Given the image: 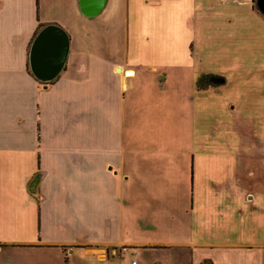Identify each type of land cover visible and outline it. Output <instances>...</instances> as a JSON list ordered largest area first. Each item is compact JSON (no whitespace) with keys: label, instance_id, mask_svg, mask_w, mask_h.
I'll list each match as a JSON object with an SVG mask.
<instances>
[{"label":"crops","instance_id":"obj_1","mask_svg":"<svg viewBox=\"0 0 264 264\" xmlns=\"http://www.w3.org/2000/svg\"><path fill=\"white\" fill-rule=\"evenodd\" d=\"M37 24L69 37L42 87L26 69ZM208 71L240 76L235 96L224 77L196 91ZM242 88L257 94L243 105ZM260 92L251 0H105L91 18L78 0H0V264H264ZM172 130L188 143L149 145Z\"/></svg>","mask_w":264,"mask_h":264},{"label":"water","instance_id":"obj_2","mask_svg":"<svg viewBox=\"0 0 264 264\" xmlns=\"http://www.w3.org/2000/svg\"><path fill=\"white\" fill-rule=\"evenodd\" d=\"M105 0H78V10L86 18L98 15ZM254 7L264 17V0H254ZM69 49L67 33L56 24H45L28 48V70L37 82L49 83L63 70Z\"/></svg>","mask_w":264,"mask_h":264},{"label":"rangeland","instance_id":"obj_3","mask_svg":"<svg viewBox=\"0 0 264 264\" xmlns=\"http://www.w3.org/2000/svg\"><path fill=\"white\" fill-rule=\"evenodd\" d=\"M50 1H52V0H50ZM218 1V0H217ZM224 2H226V0H223V3ZM253 6H254V4H253ZM56 15V13L55 12H47V11H41L40 12V21L42 22V23H45V22H47L48 20H51V19H53L54 18V16ZM212 52H214V50L212 51ZM206 53H208V51L207 50H205V47L203 46L202 47V50H201V58L199 59V60H204V63L206 64V65H210L209 64V59L208 58H206L207 57V54ZM210 54H211V52H210ZM214 57H211V61H212V63H214ZM202 62V61H201ZM211 63V64H212ZM28 70V69H27ZM207 73H210V71H208ZM224 78H226V80H228L229 82H228V89L226 90V92H225V94H231V95H233V96H235V92H233L232 90H230L231 88H230V86L232 85V86H234L235 85V83H238V84H240L241 83V77L240 76H236V77H234V75H231L230 73H228V72H225V75H222ZM238 78V79H237ZM184 82V81H183ZM49 83H46L44 86H46V85H48ZM240 86H242V85H240ZM42 87V86H41ZM243 89V90H242ZM241 90L243 91V94H242V98H241V100H242V105H243V101H244V103L246 102V101H248V102H250L251 101V99L252 98H255L256 96H257V94H256V91L254 92V89H252V90H249L248 88H242ZM190 90H191V87H190V85H189V83L187 82V81H185L184 83H183V87L180 89V91H179V97H178V99H182L183 101H185V102H187L190 98H191V94H190ZM261 94L260 95H262V94H264V92H260ZM142 94V93H141ZM172 94V92L169 94V95H171ZM143 98H145V99H147V91L146 90H144L143 91ZM177 98V97H176ZM233 101H235V99L233 98L232 99ZM255 100V99H254ZM263 104H264V102H263ZM242 108V107H241ZM244 109V112H246L247 111V108L245 107V104H244V107H243ZM262 115H264V106L262 107ZM235 117V116H234ZM247 127V126H246ZM249 127V126H248ZM251 127V126H250ZM189 127H187V129H188ZM158 135V134H157ZM150 138V137H149ZM151 138H152V140L151 141H149V145L151 144L153 147H161V146H167L168 144H170V143H172V142H174V143H179V144H186V143H188V139H189V135H188V131H186V132H183V133H181V134H178V132H175L174 133V130H172V131H168L167 133H164V134H160V135H158V136H151ZM150 138V139H151ZM149 140V139H148ZM179 140V141H178ZM170 146V145H169ZM1 170H2V168H1ZM1 173V172H0ZM1 174H3V173H1ZM127 258H128V261L130 260V255L128 254L127 255ZM135 259V262L137 263V264H140V258L139 257H136V258H134Z\"/></svg>","mask_w":264,"mask_h":264},{"label":"trees","instance_id":"obj_4","mask_svg":"<svg viewBox=\"0 0 264 264\" xmlns=\"http://www.w3.org/2000/svg\"><path fill=\"white\" fill-rule=\"evenodd\" d=\"M252 3H254V0H251ZM37 9V8H35ZM256 9V8H255ZM36 14V12H35ZM37 20V17H36ZM43 27L42 24H37L36 29L31 37V39L29 40V43L27 45V49L29 48V45L31 43V40L33 39L34 35L36 34V32ZM28 52V51H27ZM26 69H28V64L26 62ZM27 74L33 78L29 72V70H27ZM35 80V79H34ZM36 81V80H35ZM39 83V82H38ZM50 83V82H49ZM225 83V79L221 76H217V75H213V74H209V73H202L200 74L196 80H195V89L196 91H205L207 89H211V88H216L219 86H222ZM39 85L44 86L45 84L43 83H39ZM202 264H211L209 261H205Z\"/></svg>","mask_w":264,"mask_h":264},{"label":"built area","instance_id":"obj_5","mask_svg":"<svg viewBox=\"0 0 264 264\" xmlns=\"http://www.w3.org/2000/svg\"><path fill=\"white\" fill-rule=\"evenodd\" d=\"M129 264H136L135 260H132Z\"/></svg>","mask_w":264,"mask_h":264}]
</instances>
